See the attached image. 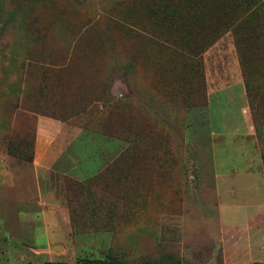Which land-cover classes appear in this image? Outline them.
I'll list each match as a JSON object with an SVG mask.
<instances>
[{
    "label": "rangeland",
    "instance_id": "rangeland-1",
    "mask_svg": "<svg viewBox=\"0 0 264 264\" xmlns=\"http://www.w3.org/2000/svg\"><path fill=\"white\" fill-rule=\"evenodd\" d=\"M190 56L204 108L170 99L164 83L184 77ZM217 67L248 89L260 160L241 137L225 146L209 134L207 74ZM39 118L55 122L56 153L40 203L0 189V264L264 262L239 227L218 225L217 211L255 195L251 180L237 176L217 196L211 171L212 150L230 174H264V0H0V153L32 163ZM131 142L142 151L114 181Z\"/></svg>",
    "mask_w": 264,
    "mask_h": 264
},
{
    "label": "crops",
    "instance_id": "crops-1",
    "mask_svg": "<svg viewBox=\"0 0 264 264\" xmlns=\"http://www.w3.org/2000/svg\"><path fill=\"white\" fill-rule=\"evenodd\" d=\"M227 74L224 69L219 67L209 69L207 74V113L209 134L216 138L221 144L227 146L226 137L236 136L243 139V150L252 148L255 156L259 159L257 149L255 148L256 128L248 99L247 87L244 83L237 81L233 83H224L222 76ZM235 80V78H233ZM225 81V80H224ZM204 108V107H203ZM54 121L49 118H39L37 122L35 136V158L27 166H20L9 156L0 153V189L9 193L19 194L13 198L19 202L40 203L39 177L45 174L50 168L49 155L56 153V142L51 137L54 127ZM211 150L212 176L216 195L226 193L229 187L233 186L235 177L242 175L243 179L251 180L255 195L250 201L231 206L222 212L217 211L218 225L221 228H230L237 226L243 233V247L248 250H264V174L257 169L244 171L243 174H230L232 169L218 167ZM244 155V154H243ZM260 160V159H259ZM232 184V185H231ZM249 185L250 183H246ZM22 194V195H21ZM26 199V200H24ZM223 205H221L222 208ZM229 207V206H225ZM230 214H233L231 217ZM239 214L243 222L235 223L230 220ZM26 218L39 219V212L35 214L27 213ZM46 218H52L53 214L48 213ZM258 218V224L250 226L252 219ZM260 220V221H259ZM258 261V260H257ZM50 262V261H48Z\"/></svg>",
    "mask_w": 264,
    "mask_h": 264
},
{
    "label": "trees",
    "instance_id": "trees-1",
    "mask_svg": "<svg viewBox=\"0 0 264 264\" xmlns=\"http://www.w3.org/2000/svg\"><path fill=\"white\" fill-rule=\"evenodd\" d=\"M215 41V40H213ZM212 41V42H213ZM182 70L185 72L183 78H177V76L170 75L169 73L167 76V79L165 80V85L168 89V96L170 99H177L181 104L188 105V106H199L204 107L206 105V102L204 100L203 95V89H204V80L202 79V76L200 75L198 65L195 62V57L190 56L187 58H184V61L182 63ZM190 77V81H187V78ZM248 90V89H247ZM207 97V93L205 94V98ZM141 138V137H140ZM134 141L136 142L135 138ZM129 152L121 159L118 163H113V168L111 171H118V175L114 174V172H111V178L115 181L117 179H124L126 180L129 178V173H131L130 169L124 170L125 166H122L123 164L127 163L128 160L133 159L134 150L142 151V148H138L136 143L131 142L129 147ZM145 150V149H144ZM169 151H166V154H168ZM12 156L21 158L23 160H26L28 162L32 161V156L26 154L25 152L21 153H14L10 152ZM171 162V161H170ZM119 164V165H118ZM150 171L155 172V170L150 169ZM110 172H105L101 176H108ZM120 173V174H119ZM152 174V173H150ZM97 177L95 178V180ZM75 216H71V220L75 221ZM42 264H128L123 261H117V260H104V259H79L75 263H67V262H44ZM162 264H179V262L173 261V259L164 260ZM251 264H264V262H253Z\"/></svg>",
    "mask_w": 264,
    "mask_h": 264
}]
</instances>
